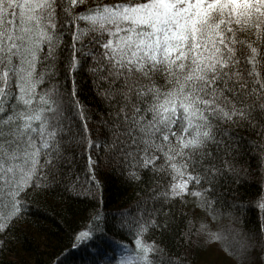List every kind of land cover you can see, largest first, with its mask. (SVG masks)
<instances>
[{
  "label": "snow or ice",
  "instance_id": "6c2138e0",
  "mask_svg": "<svg viewBox=\"0 0 264 264\" xmlns=\"http://www.w3.org/2000/svg\"><path fill=\"white\" fill-rule=\"evenodd\" d=\"M245 158L264 169V0H0V246L51 193L94 202L71 234L81 264H185L169 239L193 228L264 264V226L237 227L264 213ZM105 168L134 206L101 214ZM188 197L204 216L181 232Z\"/></svg>",
  "mask_w": 264,
  "mask_h": 264
},
{
  "label": "trees",
  "instance_id": "16d2710c",
  "mask_svg": "<svg viewBox=\"0 0 264 264\" xmlns=\"http://www.w3.org/2000/svg\"><path fill=\"white\" fill-rule=\"evenodd\" d=\"M95 0H85V4L91 6ZM79 11V8L77 9ZM253 140L260 138L255 133H247ZM240 167L247 170L251 168V173L246 174L243 190L255 192L256 186H264V169L257 168L254 158H245L240 162ZM84 187H89L88 180L81 173L77 178ZM102 187L96 189V197L103 204V212H114L119 209H128L134 206L143 195L135 184L128 186L117 179L108 168L104 169V174L95 176ZM79 186V185H78ZM46 201V202H45ZM33 209H40L36 217L29 216L28 220L38 219L39 224L30 223L21 225L24 233L21 239L14 238L12 242L0 246V264H57L63 257L62 264H81L84 256V249L71 248L75 243L71 234L74 229L88 224V215L93 207V203L84 200L61 199L59 195L37 194L36 200L32 202ZM177 215L185 214V226L181 227V232L187 231V222L196 221L204 216L203 210L199 206H194L192 198L188 197L186 203L176 204ZM228 212L230 209H222ZM240 216L239 213H235ZM247 220V224L245 223ZM259 221L264 226V213L246 214L242 216L237 227L242 232H251ZM229 222L236 223L231 217L224 216L221 224ZM215 228V224L213 225ZM121 237H116L120 241ZM230 240L231 237H228ZM264 239V237H261ZM172 245L170 255L178 254L185 258V264H237L234 257L227 254V247L224 241L208 239L206 234H201L193 228L191 235H185L183 240L177 238L176 241L169 239ZM71 249V251H69ZM259 250V244L257 245ZM69 254L65 256V253ZM109 255H112L109 251ZM124 255V251L117 248L116 257L119 259ZM264 256V253H261ZM115 264V262H113Z\"/></svg>",
  "mask_w": 264,
  "mask_h": 264
},
{
  "label": "rangeland",
  "instance_id": "374dc122",
  "mask_svg": "<svg viewBox=\"0 0 264 264\" xmlns=\"http://www.w3.org/2000/svg\"><path fill=\"white\" fill-rule=\"evenodd\" d=\"M217 264H219V263H217Z\"/></svg>",
  "mask_w": 264,
  "mask_h": 264
}]
</instances>
